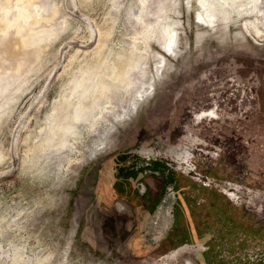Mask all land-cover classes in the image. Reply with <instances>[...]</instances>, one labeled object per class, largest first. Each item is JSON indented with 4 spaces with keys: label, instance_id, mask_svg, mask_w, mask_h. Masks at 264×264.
I'll use <instances>...</instances> for the list:
<instances>
[{
    "label": "rangeland",
    "instance_id": "rangeland-1",
    "mask_svg": "<svg viewBox=\"0 0 264 264\" xmlns=\"http://www.w3.org/2000/svg\"><path fill=\"white\" fill-rule=\"evenodd\" d=\"M199 2L42 1L54 35L0 120V264H198L195 251L127 252L126 219L95 199V169L117 151L151 150L264 233V0L242 14ZM85 77L90 91L66 96ZM255 244L241 254L249 264L264 258V239Z\"/></svg>",
    "mask_w": 264,
    "mask_h": 264
},
{
    "label": "crops",
    "instance_id": "crops-1",
    "mask_svg": "<svg viewBox=\"0 0 264 264\" xmlns=\"http://www.w3.org/2000/svg\"><path fill=\"white\" fill-rule=\"evenodd\" d=\"M95 177L98 207L126 219L125 249L135 257L165 258L190 248L198 264H249L242 252L264 239L262 228L247 223L246 212L225 194L165 158L117 151L100 161Z\"/></svg>",
    "mask_w": 264,
    "mask_h": 264
},
{
    "label": "bare ground",
    "instance_id": "bare-ground-1",
    "mask_svg": "<svg viewBox=\"0 0 264 264\" xmlns=\"http://www.w3.org/2000/svg\"><path fill=\"white\" fill-rule=\"evenodd\" d=\"M42 1L43 0H0V102H3L2 105L0 104V120L6 114H9V110H12L18 103L20 99L18 95L23 93L22 87L27 82V75L32 72L31 67L33 63L40 57V43L54 35L51 34V31L53 30V25H55L57 14L50 9H46V7L42 5ZM199 1L204 8L210 10L214 14H217L219 11L225 13V10H229V8H236L237 11L242 14L246 11L248 12L249 9L257 5V0ZM238 2H244L246 4L240 5L241 3H239V5H236ZM256 17L260 18L258 13ZM37 28H40V30L41 28L43 29L41 30L42 36L36 35V38L39 37V41L30 42L28 40L30 38V33L36 32ZM47 28L51 29L44 34ZM249 30H251V28H249ZM34 36L35 35H33V37ZM170 36L171 32L167 33V37L170 38ZM171 44H173V41ZM119 76L126 77L127 74L123 73ZM91 80V78L85 77L83 81L76 84L66 96L71 97L76 91L81 92V95L88 93L91 86L87 85L86 82ZM122 82L124 83V88L131 85L128 79ZM107 91L108 89L106 87L102 88L100 90V95H106ZM95 101L96 99H94L93 103H95ZM93 107L94 104L92 107L80 106L76 110L72 121L79 122L84 120L85 116L88 114L86 110H90Z\"/></svg>",
    "mask_w": 264,
    "mask_h": 264
},
{
    "label": "flooded vegetation",
    "instance_id": "flooded-vegetation-1",
    "mask_svg": "<svg viewBox=\"0 0 264 264\" xmlns=\"http://www.w3.org/2000/svg\"><path fill=\"white\" fill-rule=\"evenodd\" d=\"M181 150L182 151H184V155H177V156H175L176 157V159L178 160L177 162H179L178 164H179V166H180V168H183V166H182V164H184L185 163V161H187L188 160V158H189V153H188V151L186 150V149H184V148H181ZM140 153L141 154H143V155H145V156H148V157H150V156H157V154H152L153 152L151 151V150H142V151H140ZM150 155V156H149ZM176 155V154H175ZM183 158H185L186 160H184L183 161V163H182V159ZM187 170V169H186ZM232 196H234V195H232ZM187 251H192L190 248H185V249H182V250H177V251H173V252H171L170 254H168V256H166V258H170V259H172V260H174L175 258H177L179 255H182V254H184L185 252H187Z\"/></svg>",
    "mask_w": 264,
    "mask_h": 264
}]
</instances>
